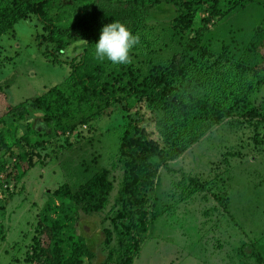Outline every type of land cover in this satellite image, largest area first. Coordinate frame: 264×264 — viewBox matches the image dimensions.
<instances>
[{
	"label": "trees",
	"instance_id": "16d2710c",
	"mask_svg": "<svg viewBox=\"0 0 264 264\" xmlns=\"http://www.w3.org/2000/svg\"><path fill=\"white\" fill-rule=\"evenodd\" d=\"M252 3L263 9L254 17L264 16V4L257 0H0V37L33 15L43 31L36 37L38 52L52 65L69 64L71 69L61 83L30 104L7 101L9 83H0V99L8 103L0 116V146L8 159L0 162V170L8 162L7 176H12L14 185L26 169L45 160L46 153L34 158L39 152L47 149L58 158L72 141L70 135L110 108H116L123 119L116 157L122 176L113 204L107 207L113 189L107 168L84 180L72 176V182H66L60 163L65 180L39 210L20 262L89 264L92 246L86 237L71 233L74 220L81 212L89 216L108 208V226L100 229L107 252L104 264H132L162 214L151 198L161 169L167 170L223 122L249 130L246 142L251 157H264V110L250 99L253 93L264 94V56L258 45L264 31L242 23L248 34L243 38L241 28L227 22L239 12L244 11L242 20L246 13L252 15L249 9L257 8ZM160 4L171 7L172 24L149 20ZM197 16L200 25L191 26ZM213 20L217 23L210 29ZM111 22L123 23L138 38L130 50L145 52L139 60L145 70L129 61L113 65L95 56L100 31ZM79 48L82 52L67 62ZM31 112L35 114L27 119ZM4 116L12 117L7 125ZM35 119L44 128L36 129ZM210 184L192 175L175 184L182 187L180 200L201 194L198 205H203L198 210L204 229L200 231L206 233L207 243L219 248L224 239L236 264H264V229L249 238L233 221L227 198L210 193ZM62 219L72 226L65 233ZM219 228L224 229V238L217 235ZM212 235L214 239H208ZM235 235L238 239L233 243Z\"/></svg>",
	"mask_w": 264,
	"mask_h": 264
},
{
	"label": "rangeland",
	"instance_id": "374dc122",
	"mask_svg": "<svg viewBox=\"0 0 264 264\" xmlns=\"http://www.w3.org/2000/svg\"><path fill=\"white\" fill-rule=\"evenodd\" d=\"M257 1L264 4V0ZM252 4L257 8L249 9L252 10L249 17L246 13V18L242 20L243 11L227 20L235 29L241 28L243 38L248 34L242 23L246 28L257 27L264 31L263 14L259 13L254 17L255 12L263 11L262 5ZM174 15L169 5L160 4L152 9L149 20L162 21L166 26L173 23ZM216 23L213 20L208 28H213ZM199 25L197 16L192 20L191 26ZM41 33L43 31L36 17L30 15L17 22L6 37H0V83L4 80L9 83L7 101L16 103L28 100L30 104L32 98L52 85L61 83L70 73L69 64L52 65L38 52L36 37ZM174 39L171 43H174ZM258 45L264 56V34ZM81 52L82 49L79 48L75 53H70L67 62ZM144 58V51L129 52V62L145 70L147 66L139 61ZM250 99L256 105L261 104L259 108L264 110L263 92L251 94ZM7 101L0 99V116L7 108ZM34 114L31 112L27 119H31ZM11 118L4 116L2 119L7 125ZM35 120L33 126L36 125V129L44 128L40 119ZM122 123L123 119L117 109L110 108L90 126L79 127L76 135H70L72 141L62 153L57 152L58 158H55V152L47 149L39 152V158H34L38 160L46 153L45 160L37 161L26 169V174L15 185L12 176H7L10 169L8 162L5 163L0 170V264H23L19 260L23 258L25 247L30 241L39 210L51 197V192L60 186V180L72 182V176L84 180L101 168H107L113 186L107 207L113 204L122 176L120 165L116 162ZM249 136V130L223 122L170 163L169 171L161 169L160 180L155 183L151 198L162 210V214L150 227L132 264H236L228 254L224 239L222 246L218 248L219 245L207 243L206 233L203 236L200 231V228L204 229L198 210L203 205H198L201 194L180 200L183 195L182 187H176L175 184L182 180V176L187 175L210 181V193L227 198L228 211L233 221L249 238H256L264 229V157H251L250 147L246 142ZM62 144L66 145L64 141ZM4 150L0 146V162L8 159L2 155ZM238 152L240 154L235 155ZM60 163L65 166V179ZM167 206L170 208L167 209ZM108 208L102 213L89 216L81 212L74 220L75 231L72 229L71 233L86 237L88 244L92 246L94 256L89 264H104L107 252L103 249L100 229L108 226L109 220L105 219ZM52 217H56V214ZM62 222L63 233L67 228H72L67 220L62 219ZM238 226L236 227L239 228ZM216 233L221 238L225 236L223 228H219ZM208 239L213 240L214 236ZM237 239L238 236L235 235L231 242L234 243Z\"/></svg>",
	"mask_w": 264,
	"mask_h": 264
},
{
	"label": "clouds",
	"instance_id": "9594fccd",
	"mask_svg": "<svg viewBox=\"0 0 264 264\" xmlns=\"http://www.w3.org/2000/svg\"><path fill=\"white\" fill-rule=\"evenodd\" d=\"M138 42V38L120 22L104 25L94 44L95 56L108 60L113 65L126 64L129 61L130 49Z\"/></svg>",
	"mask_w": 264,
	"mask_h": 264
}]
</instances>
